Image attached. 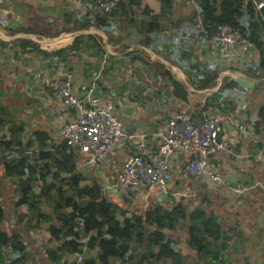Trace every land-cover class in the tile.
<instances>
[{
  "label": "crops",
  "instance_id": "1",
  "mask_svg": "<svg viewBox=\"0 0 264 264\" xmlns=\"http://www.w3.org/2000/svg\"><path fill=\"white\" fill-rule=\"evenodd\" d=\"M100 1L0 0V19L6 22L0 27V86L13 81L25 94L34 90L44 106L48 97L56 127L69 122L73 111L54 100L47 81L65 75L76 90L93 86L99 102L122 119L123 131L133 137L107 165H99L104 171L99 175L106 180L112 172V188L129 156L155 159L169 114H185L193 122L207 116L217 118L219 136L233 148L232 155L218 153L208 160V170L216 172L222 182L214 183L206 176L182 179L180 158L173 165L168 195L150 194L160 205L180 202L190 213L185 193L192 196L199 184L204 186L199 195L210 199L212 206L215 201L210 214L224 234V240L212 243L219 251L217 259L209 261L205 255L201 261L190 251L193 255L184 258L187 264H264V121L259 116L264 90L257 89L264 79L244 74L255 65V50L238 47L233 63L219 64L223 60L215 47L192 38L199 1L169 0L162 9L160 0H121L119 10L111 15L98 9ZM260 2L264 0L255 6ZM230 66L237 72L230 71ZM214 71L218 72L214 86L207 88ZM237 75L254 80L252 88L238 85V96L232 92L215 101L208 99L222 84L235 82ZM175 83L182 85L184 100L174 95ZM150 87L153 97L143 101ZM31 147L27 155L36 150ZM4 161L2 154L1 168ZM207 181L216 188L210 189ZM216 203L220 204L217 210ZM10 256L14 258L8 253L0 264H7Z\"/></svg>",
  "mask_w": 264,
  "mask_h": 264
},
{
  "label": "trees",
  "instance_id": "2",
  "mask_svg": "<svg viewBox=\"0 0 264 264\" xmlns=\"http://www.w3.org/2000/svg\"><path fill=\"white\" fill-rule=\"evenodd\" d=\"M257 1L199 0L198 13L207 34L204 41L209 43V35L217 26L224 25L238 32L245 40L242 47L248 46L255 50V65L244 74L259 80L264 79V41L260 38L264 32V3L258 11L254 4ZM160 2L162 9L169 5V0ZM120 3L121 0H118L117 10L111 14L119 10ZM230 68V71L237 72L232 66ZM217 75L218 72L214 71L207 88L214 86ZM259 88L264 90V82L257 85ZM232 92H235L233 96L240 92L234 81L222 84L208 99L215 101ZM174 95L184 100L186 93L181 84L175 83ZM259 116L264 121V106L259 110ZM47 139L44 134L36 133L37 156L32 166L27 165L32 156L26 157L31 143L26 145V150H22L18 139L0 142V147L5 151L3 174L19 192V199L14 206H25L32 212L24 229L28 230L30 225L36 228L40 222L51 223L47 231L52 239L62 242L57 252H47L52 261L56 263L61 253L79 257L83 248L96 253L95 258L84 264H187L188 256L183 257L180 245L199 258L207 255L209 261L217 259L219 251L212 247V243L224 240V234L213 215L202 209L189 213L182 203L172 200L169 205L150 200L142 213L137 210L129 212L119 205L110 204L103 199L102 188L98 183L93 182L91 187L80 186L84 180L76 170L77 155L62 142H53L47 148ZM11 152H15L16 159L8 162L6 157ZM32 175L36 176L34 180H31ZM34 186L39 187L38 195L34 193ZM39 200L45 203L44 209L50 211V215L42 211L43 206L39 207ZM124 202L129 204L125 199ZM51 214L53 220L49 217ZM117 216L121 217V221L116 219ZM1 218L0 208V226ZM176 233L184 235L175 241L173 235L176 236ZM20 239L19 234L8 235L0 230V261L3 259L5 262V256L10 252L19 257L7 264H25L22 256L25 245Z\"/></svg>",
  "mask_w": 264,
  "mask_h": 264
},
{
  "label": "built area",
  "instance_id": "3",
  "mask_svg": "<svg viewBox=\"0 0 264 264\" xmlns=\"http://www.w3.org/2000/svg\"><path fill=\"white\" fill-rule=\"evenodd\" d=\"M117 6L118 0H102L97 7L102 13L111 14L117 10ZM256 7L258 11L261 10L263 2ZM5 25V20L0 19V27ZM206 35L202 17L197 13L192 38L199 43L204 41ZM209 43L223 61H228L236 57V49L244 45L245 40L238 32L219 25L209 35ZM46 87L63 109L73 111L70 121L60 128L59 139L79 154L84 167L94 168L104 164L116 156L123 143L132 140L133 137L123 131L111 108L95 97L93 86L76 90L68 76L64 75L47 81ZM220 132V122L215 117H203L201 124L195 125L185 114H169L155 159L129 156L111 190L120 187L125 195L144 194L145 199L153 191L166 196L173 181V165L180 158L183 159L180 170L182 179L206 176L214 183L222 182L216 172L208 170L211 156L233 154L232 146L219 136Z\"/></svg>",
  "mask_w": 264,
  "mask_h": 264
},
{
  "label": "rangeland",
  "instance_id": "4",
  "mask_svg": "<svg viewBox=\"0 0 264 264\" xmlns=\"http://www.w3.org/2000/svg\"><path fill=\"white\" fill-rule=\"evenodd\" d=\"M198 2L199 0H194ZM257 5L260 3H256ZM257 9V7L255 6ZM264 34V32L262 33ZM264 37V36H263ZM201 43V42H200ZM232 60L228 61H220L219 64L229 65L233 62ZM12 79V78H11ZM13 80V79H12ZM20 81V80H19ZM22 81V80H21ZM24 84H28L25 80L22 81ZM28 90V88H26ZM25 89L15 88L13 81L6 86L5 84L0 86L1 98H0V141L2 143L5 142H14L15 139H18L21 142L22 150L26 149V145L31 143L35 148L36 146V133L44 134L48 139L45 141V146L47 148L51 147L50 140L59 143L58 135L59 130L62 124L56 125V121L53 119V113L51 111V100L48 101V97L45 99L48 102V105H45V101L41 99L42 96L34 93V90L29 91L28 94L24 93ZM148 93L143 95V101L151 100L153 97V88L150 87L148 89ZM146 91V90H145ZM3 95V98H2ZM120 124H123L121 118H117ZM52 123V124H51ZM55 127L57 128L55 130ZM58 133V135H57ZM56 134L57 137L54 135ZM52 135V136H51ZM53 138V139H52ZM65 144V143H64ZM66 145V144H65ZM31 147V149H33ZM68 147V146H67ZM70 148V147H69ZM30 149V150H31ZM71 149V148H70ZM19 150V147H17ZM75 155H77V166L76 170L83 177V182L80 183V186H88L91 187L93 182L98 183L101 187L107 186V189L102 190L103 199L106 200L110 204L119 205L122 209H127L129 212H133L137 210L139 213L146 210L147 203L150 200H156L155 195H148L146 200L143 198V194L141 195H125L120 187L115 191H111V182L113 181L112 172L107 174L106 182L105 176H100L99 174L103 170V167H95L88 168L82 165L81 157L78 153H76L73 149H71ZM5 151H2L0 147V162L2 160V154ZM27 161V165L32 166L34 164V159L37 156L36 150L32 155H26V157H31ZM7 161H13L16 159L15 154H12L6 157ZM111 160H108L104 163V165L108 164ZM109 169V168H108ZM100 172V173H99ZM104 172V171H102ZM36 176L32 175L31 180H34ZM201 182L203 180H200ZM16 182V181H15ZM106 182V183H105ZM173 182V181H172ZM106 184V185H105ZM207 186L211 188H216L215 184L211 182H206ZM111 185V186H110ZM39 186H41V182H39ZM34 193L36 195L39 194V187L34 186ZM188 190V189H185ZM204 190V186H199L198 189L192 194V196H187L184 199L185 205L188 207L189 211L195 209H202L206 213H210L211 211L214 213L215 204L213 202V206L210 204V199H206L204 196H200L199 192ZM189 193V191H188ZM181 194V193H180ZM184 195V194H183ZM126 197V198H125ZM128 198V199H127ZM19 199V192H17L16 187L7 179L3 170L0 167V208L2 210V224L0 226L1 231L7 232L8 235L19 234L21 236L20 241L25 245V252L22 255L25 259V264H56L54 261L50 260L48 257V251L57 252L56 248L62 243L61 241H55L50 236V233L47 231V228L51 225V223H43L40 222L37 224L36 228H32L30 225L28 230H25V226L27 221L30 219L32 212L29 211L25 206L15 207L14 204ZM124 199L129 202H124ZM35 201L38 202V199ZM155 202V201H152ZM39 207L43 206V212L50 215V211H46L44 209L45 203L39 200ZM219 203H216V210L218 209ZM209 210V211H208ZM211 212V213H212ZM217 213V212H216ZM218 214V213H217ZM51 219H54V216L51 214ZM117 220L121 221V217L117 216ZM184 235V234H183ZM181 233H176V236L173 235V239L176 241L178 238L183 236ZM86 243H82L85 245ZM82 254L77 256H70L61 253L59 255L60 261L58 264H84L85 261H91L94 258L95 252L88 251L82 248ZM181 251L183 257L188 255L192 256L193 253L189 251V249L184 248V245H181ZM9 254H11L9 252ZM13 255V253H12ZM17 257V254H14V258ZM13 256L8 258V261L11 262ZM201 261L205 259V257H200ZM113 263V262H112Z\"/></svg>",
  "mask_w": 264,
  "mask_h": 264
},
{
  "label": "water",
  "instance_id": "5",
  "mask_svg": "<svg viewBox=\"0 0 264 264\" xmlns=\"http://www.w3.org/2000/svg\"><path fill=\"white\" fill-rule=\"evenodd\" d=\"M235 82L240 85L241 87H243L244 89H251L253 84H254V80H252L249 77L246 76H242V75H237ZM193 124L195 125H200L201 124V120H197L194 121ZM16 181V179H15Z\"/></svg>",
  "mask_w": 264,
  "mask_h": 264
}]
</instances>
